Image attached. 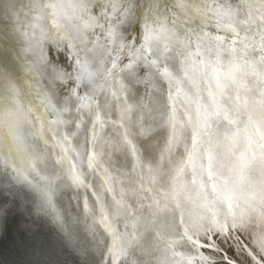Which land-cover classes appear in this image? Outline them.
<instances>
[{"label": "snow or ice", "instance_id": "1", "mask_svg": "<svg viewBox=\"0 0 264 264\" xmlns=\"http://www.w3.org/2000/svg\"><path fill=\"white\" fill-rule=\"evenodd\" d=\"M45 8L54 28L59 27L57 17L69 20L76 18L86 30H94V27L104 29L107 32V43L116 45L119 51H124L126 47L128 49V63L122 66L118 63L119 56H114L111 48L106 49L111 57L108 61L110 67L103 68L99 77L89 70L87 61H81L77 56L79 73L75 79L78 82L87 80L94 90L91 94L81 95L73 89L72 96L65 101L62 109H56L49 99V105L57 113L53 123H73L72 120L65 121L63 118V113L72 112L73 103L76 105V130L84 123L85 113L92 119L91 142L85 157L89 169L100 166L103 152L100 150L102 136L99 133H103L108 125L121 137V144L112 143L113 149H130L135 162L132 171L142 168L140 149L131 137L139 135L146 138L154 129L147 124L145 115L141 114L136 125L138 132L133 133L132 116L142 108L148 109L150 116L152 109L147 103L133 104L129 101V87L124 83L123 74L127 72L135 79L138 68L152 69L155 78L167 84L163 126L169 130V136L155 167L148 164L147 171L151 174L150 182L157 183L158 176L166 175L164 165L167 160L169 189H160V196H153L152 202L147 205L138 203V208L147 207L151 210L152 218L144 226V232H153L156 241L163 242V248L159 243L151 246L152 250L161 253L157 257L159 264H184L185 260L187 264H193L195 259L177 252L176 245L179 241L166 236L164 226H157L161 213L181 210L182 205H194L201 211L194 214L192 227L206 232H225L229 227L243 228L251 222L253 214L264 224V0H239L235 6L227 3V0L218 4L211 9L217 32H203L195 43L191 33L185 34L186 38L182 39L175 33L168 35L162 26L157 29L145 24L143 41L139 47L132 42L128 45L123 42L117 44L119 33L116 27L110 25L105 29L104 24L99 23L96 17L85 21L83 13L86 9L77 4L69 3L65 6L52 2L45 5ZM67 9H71V15ZM115 11L117 9L114 7L113 12ZM126 11L122 14H126ZM193 46L195 51L192 50ZM173 56L176 60L175 71L169 65ZM109 77L112 84L119 85L118 91L111 90L112 85H109L111 99L119 102V119L105 121L96 97L103 85L96 81H106ZM144 82L159 91L150 73ZM80 87L81 83H78L77 89ZM105 107L111 108V103L106 101ZM19 110L20 104L17 101L14 110L8 114L17 129ZM28 112H32L30 107ZM3 122V116L0 115V126ZM185 131L189 133L187 138ZM74 135L75 133L72 134ZM72 136L67 132L63 133L60 144L63 155L58 157L57 163L64 159L70 160L68 151ZM15 138L23 142L19 131L15 133ZM54 138L61 140L59 137ZM181 146L183 154L173 161V152ZM76 155L79 157L81 153L77 151ZM13 168L15 170L14 166ZM104 173L103 184L112 193L111 214L100 196L96 198L100 203L98 223L109 238L106 255L111 264H121L122 260L125 264H129V260L130 264H137L134 250L138 249L146 256L152 255L149 249L143 247L144 232H137L141 218L136 215L132 204L124 199L125 189L121 188L120 197L117 198L112 186L113 177L107 168H104ZM68 175L73 184L88 186L82 174L77 171L75 163L71 164ZM24 179L27 180V176ZM117 182L122 183L118 178ZM139 188L147 193L153 191L142 183ZM87 207L85 202V208ZM189 215L193 216V213ZM128 217H132L131 232L128 231ZM120 221L124 222L123 232L119 227ZM179 223L183 228L180 238L200 246L199 240H194L189 232L183 211ZM257 245L264 252V232L258 237ZM201 259L206 258L201 255ZM253 259H256L255 256ZM104 264H108V261ZM257 264L262 262L257 261Z\"/></svg>", "mask_w": 264, "mask_h": 264}, {"label": "bare ground", "instance_id": "2", "mask_svg": "<svg viewBox=\"0 0 264 264\" xmlns=\"http://www.w3.org/2000/svg\"><path fill=\"white\" fill-rule=\"evenodd\" d=\"M72 1L73 0H70L69 3H73ZM74 1L76 2L73 4H77L78 6L82 7V9H86V11L83 13L85 21H90L91 17H96L99 23L104 24L105 29H107L110 25L115 26L117 32L119 33L117 37V44L122 42L124 39L125 42L123 43L125 45H128L130 42H132L136 47H139L140 43H142L143 41L145 24L157 29L162 26L165 28L168 35H172L173 33H175L182 39L186 38L185 34L191 33L194 43L198 41L199 36L202 35L203 32L214 34L217 32V29L215 27V18L212 16L211 9L216 7L218 4L225 3V0ZM25 2L26 0H15L14 8H16V11L14 12V15L19 16L21 20L16 19L14 21L13 18L16 17L9 15L8 18L6 16L7 8L5 7V5H0V9L4 10L5 13L3 14L1 30H3L6 37L8 35V38L12 37V40H14V38H23V40L29 44V47L32 48V50H38L37 55L42 53L41 58L35 60L36 63L34 62V59L29 58L31 60V67L20 61V58L18 56H13L14 54H12L13 58H15L13 59V61H10V57L5 56V60L7 61L6 66L8 64L14 66V68L23 75L25 74L26 70L29 71V73L25 74V77H27L31 73H35L33 76L31 75V77L28 76V78L21 76L23 80L17 78L16 76L14 80L13 76H9V74H13L9 72L10 68H8V70H5V74L4 69L2 68V66H0L2 69L0 71H3V76L6 75L7 83H10L12 85V103L9 104H12L14 106L18 101L20 107L24 108L25 103L30 102L32 110L34 111L28 113L26 116L25 114H21V112L18 113V129L14 124L7 125V130H9V127L14 129L16 132L19 131V133L22 130H24L25 132L26 126L29 125L30 121L32 120L29 118H35L36 116L34 115V113H37L36 109H38V106L34 104V100L38 102L41 99H44L42 96L45 95L50 98L51 104L55 105L56 109H62L65 106V101L72 96L73 89H76L81 95H84L83 91L85 90H88V92L94 90L93 87L88 84L87 80L78 82L75 78L72 80V82L74 83L72 84V86H65L64 82H62V78L66 76V71L62 67L58 69L56 66L51 64V62H55L54 64L60 62L62 66L68 65L70 76L76 77V75L79 73V68L76 65V59L78 56L80 57L81 61H87L89 70L93 73H96L97 77H99V74L103 68L110 67L108 61L111 59V57H109L106 49L111 48L113 55L119 56L118 63L121 66L128 63L127 47L124 51H119L116 45H109L107 43V32L104 29H101L100 27H94V30H86L81 24V21L76 18L72 20L61 19L60 23L63 25L64 30H61L62 28L60 26L56 27L51 31V33L53 32L54 39L51 40L49 36L43 38L45 34H49V32H46L49 31V27H46L48 26V24H39L38 21L39 26L35 25L33 26V28H31V24L28 21L24 20L27 12L24 13L23 11L30 9L27 6V3L25 4ZM238 2L239 0H227V3H230L233 6L237 5ZM69 3L65 1L64 5L67 6ZM34 7L35 6H33V8ZM114 7L117 9V11L115 12H113ZM43 10L38 14L41 15V20H46V18H49L48 10L46 8H44ZM67 10L69 12V15H71V9ZM125 10H127L126 14H122L125 13ZM34 12L36 13L34 14V16L36 15L37 17L36 9L34 10ZM102 14L103 18H101ZM0 18L2 21L1 14ZM56 20H58V18H56ZM129 27L130 30L134 28L132 31V37L130 36V40L128 38L129 34L127 33ZM55 31L57 33H55ZM127 34L128 37L125 39L124 35L127 36ZM37 38L41 39L37 40ZM68 38L69 40L71 38V44L66 43V40ZM73 45L75 47H73ZM192 50L195 51L194 46ZM14 53L15 55H17L16 51H14ZM43 56H45L44 62ZM49 59H53L56 61L48 62ZM58 59L59 62H57ZM101 61H103V63H101ZM43 65L46 68H43ZM169 65L173 69V71L176 70V60L174 56L169 61ZM53 69L58 72L54 73L53 71H51ZM149 73L154 78V82L159 91H155L151 84H146L144 82L145 77L149 75ZM122 78L124 80V83L129 87V91L127 93L129 101L133 104H139L141 102L147 103L148 107L152 109L150 116L148 114V109L146 108H142L139 111L134 112L132 116L131 127L133 133L138 132V128L136 125L138 117L141 114L145 115L147 124L154 129L151 135L146 138L139 135H133L131 137L133 142L140 149V157L142 162V168L138 169L136 172L132 171L135 162L133 160L130 149H124L122 151H116L113 149L112 143H115L117 145L121 144V137L117 132L112 131L111 125L106 126L103 133H99V128L97 127V132L102 136V139L100 141V150L103 152V155L101 157V163L99 167H97L96 169H89L87 167L85 157L87 155V149L90 147L91 142L92 119L87 115V113H85L84 123L79 130H76L74 128V123L77 114L75 112L76 105L74 103L72 104L73 110L71 113H63L64 120H72L73 123H66L64 125L53 123V121L56 120L57 116V113L53 108H51L52 112H43V115L36 116L35 119L37 121V126H40L42 122H45L46 125L49 124L48 132L53 138V140L50 138L40 140V143H42V141L45 142L43 144L44 148L40 146H38V148L35 143L33 144L32 141L25 138L26 140H28L27 143L30 146H28L29 148L26 147L25 151H21L20 147V149L18 148V146L20 145H18L17 140H13L15 142L14 144H10L9 142V146L11 148H8L7 144L4 146V153L2 154L3 156H1L2 152L0 151V173H6L7 169L5 168V164L6 161H10V163L13 164L12 166L15 167L16 171L20 170L21 172H23L21 173V177H18L17 179H14V177H12V175L17 174L15 173L16 171L11 172L10 179L15 180V182L13 181V184L18 182V190H21L20 188H22V185L28 184L27 187L29 188V190L26 189V187H23L22 189L26 191V199H29V197L35 194V200H32V204H28L26 200L22 201L20 203V206H24L23 208L18 209L19 212L14 209L12 210L14 213H11L12 211L9 213V223L12 221L13 217L17 216L18 219H21L23 217L22 213H26L24 211L25 204H28L27 208L31 213L33 211L32 208L35 209L39 207L43 210L44 206H46L49 196L51 195V192L56 189L52 188L51 191L50 186L53 187V185L55 186L56 184V192H59V195L58 193L56 194V199L57 202L59 201L58 204L60 205V209H62V215L64 217L63 220L64 222L66 221L64 223V227L68 225L67 227L72 234V239H77V241L78 239L80 240L79 246H72L71 249L67 250L62 249V254H64V251H67L65 255L69 254L68 259L72 262V264H94L97 257H101L103 255L106 256V248L109 242V238L98 223V220L100 219V203L96 198L97 196H100L105 207L111 214L113 204L112 193L108 192L107 186L103 184V177L105 175L104 168H107L108 172L113 177L112 186L115 189L117 198L120 197L121 188L125 189L126 195L124 199L128 203L132 204L133 209L136 210V215L141 218L140 227L137 229L138 234L140 232H144V226L152 218L150 215L151 210L147 207H144L142 209L138 208V203L147 205L152 202L153 196H160V189H164L165 191L169 189L168 175L170 173L167 160L165 161L164 165V171L166 175L164 177L158 176L157 183L152 184L150 182L151 174L147 171L148 164H152L155 167L157 158L165 149L169 136V130L163 126V113L166 111L164 106L166 104L165 91L167 88V84L160 79L155 78V72L152 69L145 70L143 68H138L137 77L135 79L129 76L127 72L123 74ZM96 82L103 85L102 90H99L96 93L97 100L100 104V112L102 118L105 121L109 119L118 120L119 112L117 105L119 102L111 99L109 85H112L111 90L117 91L119 89V85L112 84L111 77H109L106 81L97 79ZM78 83H81V87L77 89ZM2 88L3 87L0 88V91L3 94H7V91H4V89ZM106 101L111 103V108L105 107ZM10 109L12 108L8 106L7 110L9 111ZM109 112L111 113V116H109ZM37 117H39V119H37ZM152 117H155V119H152ZM7 122L10 123L9 121ZM45 123L43 124V126H45ZM9 125H11L12 127H10ZM43 128L41 129L40 133H43L45 137H47V129L45 131ZM43 130L44 132H42ZM65 132H67L70 136L75 133V135L72 136L71 147L68 151V157H70V160L64 159L60 163H57L58 157H61L63 155L60 144L62 142V135ZM13 134L15 136V133ZM13 134L10 133L11 137L13 136ZM184 135L185 138H187L189 133L185 131ZM0 136L2 137L1 132ZM54 137H59L61 138V140L58 141ZM35 140L39 141L38 139ZM33 145H35L37 153H42L40 157H43L42 162L44 163V165L46 166L48 165V163H51V170L53 171L52 174H54V180H51V178L45 175H37V171L35 170V168V172H33V166H35L34 160L31 157V148ZM73 149H75V151H73ZM77 151L81 153L79 157H77L76 155ZM182 154L183 149L181 146V148L173 152L172 160H178ZM5 157L7 159H5ZM72 163L76 164L77 171L82 174L83 179L88 185L87 187L83 185L73 184L68 175ZM46 167L50 169L49 166ZM12 170H14V168ZM141 173L143 175L142 180ZM25 176H27V180L24 179ZM117 178L122 181V183H118ZM141 183L144 184L145 187H151L153 189L152 193H147L141 190L139 188V184ZM58 184L60 185L58 186ZM80 194H82V199L77 198ZM16 195H18V193ZM73 197H76L75 199L77 200V202L75 200H72ZM142 197H148V199H142ZM84 202H87L88 207L85 208V210H79L80 207L82 208L81 205ZM181 211H183L184 213L185 223L189 225V232L193 235V239L199 240L200 245L206 242L204 245L205 252H203V250L200 248L201 246L194 245L187 239L180 238L183 231V228L179 223ZM200 211L201 210L194 205H182L181 210L161 213L157 220V226H164V234L179 241V243L176 245V251L182 253L184 257H194L195 259L193 261V264H211V261L213 262V259L215 261L216 256H219L220 253L218 252V250L212 251L211 249H209V247L211 248L215 246L220 248V246H222L224 248V245L227 241L225 242L221 238L222 233L224 232H219L216 230L210 232H206L204 230L197 231L192 227V224L194 223V214ZM189 213H193V216H190ZM14 214L16 216H13ZM127 219L129 221L128 231L131 232L132 229L130 223L132 217H128ZM252 219H257L254 214ZM56 221L61 222L59 220ZM123 224V221L119 222L121 232L124 231ZM260 224L261 225L257 229V231H254L255 226L251 228L253 232H249L251 230L248 228V225L240 228L241 231L238 228L233 229L231 227H229L227 231H229V235H231L232 233L235 237L237 234H239L240 236L244 233L247 234V236L250 238V241L247 244H250V247L254 246L258 252L264 255V252H261L260 248L257 245L258 237L262 232H264V224ZM205 227L207 228L208 225L206 224ZM244 228L249 229L248 233ZM227 231H225V233H227ZM217 234H219V236ZM80 237H82L83 240H81ZM233 240L235 241V244L238 243L241 245L242 243L243 245H245V243H243L241 239ZM88 241L93 243L94 245L90 246L88 244ZM155 243H159L161 248H163L164 246L163 242L156 241L153 232H144L142 238L143 247L145 249H149L152 252V255L146 256L143 255L140 250H134L137 264H144V262H147V264H159L157 257H159L161 253L159 251L152 250L151 248V246ZM232 249L234 250L235 247L233 246ZM214 252L217 254H215ZM235 252L236 251H229V253L227 254L233 255L235 254ZM201 255L206 259H201ZM108 259V264H111V260L109 257ZM236 259L238 260V262H241L240 259L237 258V256ZM121 264H125V262L122 260ZM184 264H187L186 260L184 261Z\"/></svg>", "mask_w": 264, "mask_h": 264}, {"label": "water", "instance_id": "3", "mask_svg": "<svg viewBox=\"0 0 264 264\" xmlns=\"http://www.w3.org/2000/svg\"><path fill=\"white\" fill-rule=\"evenodd\" d=\"M41 1L26 0L25 4L27 3V6L30 9L23 11L24 13L27 12L26 17H24V20L28 21L31 24L30 25V27L32 26L31 28H33V26H35V25L39 26V24H42V23H44V25L48 24V26H46V27L47 28L49 27V31H46V32H49V34H45V36H43V38L49 36L50 39L52 40L54 38H53V32L51 33V31L54 29V27L52 26L51 18L49 17V18H46V20H41V15L38 13L41 12L45 8V5H47L48 3L59 2V3L64 4L65 1L69 3L70 0H41ZM72 2L75 3L76 1L73 0ZM14 3H15V0H0V5H2V6L5 5V7L7 8L6 16L8 17L9 15H12V16L16 17V18H13V21L16 19H18V20L20 19L19 16L14 15V12L16 11V8H14ZM33 6H35V7L33 8ZM35 9L37 12V17H39V19H37L36 15L34 16V14H36L34 12ZM43 12H44V10H43ZM0 14L2 17V21L0 18V21H1L0 22V60L4 61V62L0 61L1 62L0 66H2V68L4 69L5 74H6L5 70H8V68H10L9 72L13 73V74H9V76L10 77L13 76L14 80H15V76L17 78H20L21 80H23V78L21 76L25 77V74L29 73V71L26 70L25 74L23 75V74H20L14 68V66H11L10 64H8L6 66L7 61L5 60V56L10 57L11 58V59L9 58L10 61L11 60L13 61V59H15V58H13V56H18L20 58V61H22L27 66L31 67V60L29 58L34 59V62H35L36 59L41 58L42 53L37 55L38 50L37 51L32 50V48L29 47V44L27 42H25L23 40V38H19V39L14 38V40H12V37L8 38V35L6 37L3 30H1L2 29V22H3V14H5L4 10L0 9ZM57 18H58L57 24L62 28L61 30H64L63 25L60 23L61 19H59V17H57ZM38 21H39V24H38ZM27 27H29V26H27ZM130 27H129L128 32L126 31L129 34V37H128V34H127V36L124 35L125 39L128 37L129 40H130V36L132 37V31L134 29L133 28L132 30H130ZM55 33H57V32L55 31ZM10 36H11V34H10ZM64 37H66V36H64ZM39 39H41V38H37V40H39ZM51 40H50V42H51ZM71 41H72L71 38H70V40L68 38L66 40V43L71 44ZM121 41H122V39H121ZM122 42H125L124 39ZM57 48H58V45H57ZM14 51H16L17 55H15ZM12 54H14V55L12 56ZM36 56H37V58H36ZM44 57L45 56H43V62H44ZM49 61L51 62V61H56V60L49 59L48 62ZM57 62H59V59L57 60ZM54 63L55 62H53V63L51 62V64L56 66L58 69L62 67L67 73L66 76L62 78V80H63L62 82H64L65 86H67V87L72 86V84H74L72 82V80L75 77L70 76L69 71H68L69 66L68 65L62 66L60 64V62L56 63V64H54ZM43 68H46V67H44V65H43ZM0 70H2L1 67H0ZM51 71H53L54 73L58 72L55 69H53ZM2 72L0 71V88L3 87L2 89H4V91L6 90L7 94H3L0 91V115L3 116V121H4L3 125L0 126V132L2 133V137H3L2 138L0 136V151L2 152L1 156H3L2 154L4 153V146L7 144L8 145L7 147L11 148L9 146V142H10V144L11 143L14 144L15 142L13 140H16V138L13 134V133H16V131L12 128H9V127H8L9 130H7V125L13 124L12 121H10L9 115H8L10 111L14 110V108H13L14 106L12 104H9V103H12V98H11V95H12L11 87H12V85L10 83H7L6 75L3 76ZM34 74L35 73H31L28 76L31 77V75L33 76ZM28 76L25 78H28ZM92 91L88 92V90L87 91L85 90V91H83V93L84 94L85 93L91 94ZM44 96L45 95L42 96L44 99H41L38 102L36 100H34V104L36 106H38V109H36L37 113H34V115H36V116L37 115H43V112L51 111L52 107L49 105V99L50 98L48 96H45V97ZM45 99H48V100H45ZM8 106H10L12 108L9 111L7 110ZM29 107L32 109L30 102H26L24 108L20 107L19 112H21V114H25V116H26L29 113L28 112ZM36 116H35V118H36ZM35 118L34 117L29 118V119H32L29 123V125H31V126L27 125L25 128V132H24V130H22L20 132V134L23 136V142L21 143L18 141V145H20V146H18V148L20 147L21 151H25L26 147L29 146L27 143L28 140L32 141L33 144L35 143L37 145V147L40 146L43 148H44L43 144L45 142L42 141V143H40V140H43L45 138H50L53 140V138L51 137V134L48 132L49 124L46 125L45 122H42L40 126H37V121ZM26 120H27V118H26ZM7 121H9L10 123H8ZM44 123H45V126H43ZM11 125H9V126L12 127ZM32 126H34L35 129ZM30 128L33 130H31ZM42 128L45 131L47 129V131H46V132H48L47 137H45V135L43 133L42 134L40 133ZM10 130H11V134H13L12 137L10 135ZM44 130L42 132H44ZM27 137H29L30 139ZM32 137H33V139H32ZM25 138L28 140H26ZM35 139H38L39 141H37ZM48 142H49V140H48ZM31 150H32L31 157L33 158L34 164H35V166H33V172H35L34 171V168H35V170L37 172H39V174L41 176L45 175V176L51 178V180H54V174H52L53 171L51 170V168H52L51 163H48V165H46V166L50 167V169H48L44 165V163L42 162L43 157H40V155L42 153H40V154L37 153L35 145L32 146ZM5 159H7V158L5 157ZM5 165H6L5 168L7 169L8 172L6 171L5 174L0 173V174H2V175H0V264H72V262L68 259L69 254L65 255L67 253V251L66 252L64 251V254H62V252H63L62 249L67 250V249H71L72 246H76V245L79 246L80 240L78 239V241H77V239H72L71 238L72 234L67 227L68 225H66V227H64V223L66 221L64 222V220H63V218H64L62 215L63 212H62V209H60V207H59L60 206L58 204L59 201L57 202V199H56V194L58 193V195H59V192H56L57 185L55 184V186L53 185V187L50 186L51 191H52V188H56L54 191L51 192V195H50L51 202H49V199H48L46 206H44L43 210H42V208L40 209L39 207H37L35 209L32 208L33 211L31 213L30 210L27 208V206H28V204H32V200L34 199L35 194H33L31 197L28 196L29 199H26V191L22 190V189H23V187H26V189L29 190V188L27 187L28 184L26 185L23 183L24 185H22V188H20L21 190H18V184H17L18 182L13 184L15 182V180L10 179L11 172L16 171V170H12L13 164H11L10 161H6ZM15 173H17V174L12 175V177H14V179H17L18 177L19 178L21 177V173H23V172L18 170ZM59 185L60 184H58V186ZM17 193H18V195H16ZM79 196H81V197H79ZM75 198L76 197H73L72 200H75L77 202V200ZM77 198L82 199L83 198L82 194L78 195ZM25 200L27 201L28 204H25V207H24V211L26 213H22L24 218L22 217L21 219H18L17 216L14 214L13 216H16V217H13L12 221L9 223V213L14 209L18 211V209L23 208L24 205H22V207H21L20 203L22 201H25ZM81 201H84V200H81ZM81 206H82V208L80 207L79 210H85V202L82 203ZM11 213H14V212L12 211ZM54 216H55V218H54ZM56 220H59L61 222H58ZM246 225H248V228L250 230L253 226H255L254 231H257V229L260 227L261 224L257 218L256 220L252 219L251 222L246 224ZM248 228L247 229L244 228L247 230L246 231L247 233L249 230ZM238 229H240V228L238 227ZM240 231H241V229H240ZM249 232H253V230H251ZM228 233H229V231H227V233L224 232V233H222V237L220 236L225 242L227 241L226 244L224 245V248L222 246H220V248L215 247V246H213L211 248L209 247V249H211L212 251L218 250V252L220 253L219 256L217 255L218 257L216 256L215 261H214V259H213V262L211 261V264H219V263H221V264H257V261H261L262 264H264V255H262V253L258 252L254 246L250 247L249 246L250 244H247L250 241V238L247 236V234H245L243 232L244 234H242L241 236L239 234H237V235L235 234L236 235V237H235L234 234L231 233V235H229L230 233L229 234ZM217 235L219 236V234H217ZM232 238L235 240L241 239V241L243 243H245V245H243L242 243H241V245L238 243L235 244V241ZM80 239L83 240L82 237H80ZM212 240H215V239H212ZM90 243L91 242L88 243L90 246L94 245L93 243H91V244ZM205 243L200 245L201 246L200 248L203 250V252H205V247H204ZM233 246L235 247L234 250L232 249ZM229 251H236V252L233 255H229V254H227V253H229ZM249 252H251V255L249 254ZM215 254H217V253H215ZM236 256H237V258L240 259L241 262H238V260L236 259ZM253 256H255L256 259H253ZM106 260L109 262L108 256L103 255L101 257H97L94 264H104V262Z\"/></svg>", "mask_w": 264, "mask_h": 264}]
</instances>
